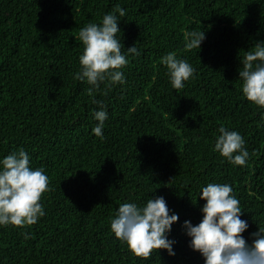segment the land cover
<instances>
[{"label":"trees","instance_id":"obj_1","mask_svg":"<svg viewBox=\"0 0 264 264\" xmlns=\"http://www.w3.org/2000/svg\"><path fill=\"white\" fill-rule=\"evenodd\" d=\"M117 5L126 82L89 95L75 79L79 31ZM192 31L205 39L186 50ZM256 43L264 0H0V162L22 148L51 189L36 224L0 226V264H204L183 225L202 220L209 183L232 187L246 240L264 228V108L244 97L239 78ZM134 45L139 55L127 53ZM169 53L195 69L181 90L162 63ZM101 108L103 139L92 132ZM222 126L243 137L245 166L214 151ZM155 197L179 217L168 234L175 255L154 250L145 260L115 237L111 220L122 203Z\"/></svg>","mask_w":264,"mask_h":264},{"label":"clouds","instance_id":"obj_2","mask_svg":"<svg viewBox=\"0 0 264 264\" xmlns=\"http://www.w3.org/2000/svg\"><path fill=\"white\" fill-rule=\"evenodd\" d=\"M125 11L117 5L112 13L102 18V23H90L79 31V40L84 46L79 57L80 71L75 79L86 81L93 95L101 83L124 84L121 71L128 64L123 45L117 34L120 32L118 18ZM186 50L200 49L205 39L203 31L185 33ZM128 54L139 55L134 46L127 49ZM167 67L171 85L176 90L184 87L195 69L175 53L162 58ZM239 78L242 80L244 97L252 104L264 108V43H256L252 50L246 51L241 60ZM98 121L92 129L95 136L103 139L104 122L108 114L103 108L94 114ZM214 151L236 166H245L249 152L244 147V139L237 131L219 128ZM254 154V153H253ZM49 177L43 168L33 170L30 156L22 148L7 155L0 162V226L30 227L45 215L40 203L45 192L51 191ZM200 199L206 201L201 212L202 220L193 225L185 221L183 227L191 238L189 247L204 258V264H264V228L251 233L246 240L242 233L248 223L240 217L243 211L239 200L233 195L228 184L209 183L202 188ZM179 219L170 215V209L163 197L150 198L143 207L135 203H122L111 220V231L115 237L126 243L134 256L150 259L153 251L167 250L175 255L173 240L168 239L172 225ZM27 238V236L25 237Z\"/></svg>","mask_w":264,"mask_h":264}]
</instances>
